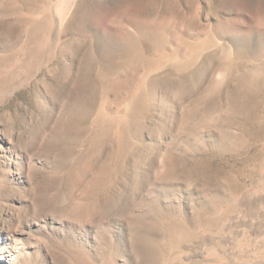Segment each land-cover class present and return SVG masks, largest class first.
<instances>
[{
    "label": "rangeland",
    "instance_id": "obj_1",
    "mask_svg": "<svg viewBox=\"0 0 264 264\" xmlns=\"http://www.w3.org/2000/svg\"><path fill=\"white\" fill-rule=\"evenodd\" d=\"M0 264H264V0H0Z\"/></svg>",
    "mask_w": 264,
    "mask_h": 264
}]
</instances>
